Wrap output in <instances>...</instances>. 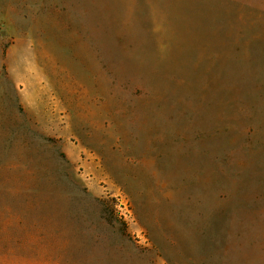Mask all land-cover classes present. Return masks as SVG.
Wrapping results in <instances>:
<instances>
[{
	"label": "rangeland",
	"instance_id": "374dc122",
	"mask_svg": "<svg viewBox=\"0 0 264 264\" xmlns=\"http://www.w3.org/2000/svg\"><path fill=\"white\" fill-rule=\"evenodd\" d=\"M0 264H264V0H0Z\"/></svg>",
	"mask_w": 264,
	"mask_h": 264
}]
</instances>
